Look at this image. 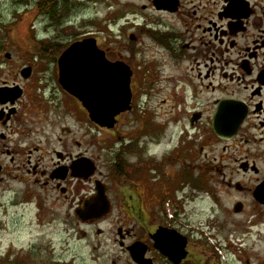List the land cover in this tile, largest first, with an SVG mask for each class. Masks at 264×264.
I'll return each mask as SVG.
<instances>
[{
	"label": "flooded vegetation",
	"instance_id": "obj_1",
	"mask_svg": "<svg viewBox=\"0 0 264 264\" xmlns=\"http://www.w3.org/2000/svg\"><path fill=\"white\" fill-rule=\"evenodd\" d=\"M120 36L103 50L131 73L132 110L112 128L61 84L56 42L0 44V231L57 233L41 264H62L63 215L104 264H264V0H148ZM140 93L161 113L127 131Z\"/></svg>",
	"mask_w": 264,
	"mask_h": 264
},
{
	"label": "rangeland",
	"instance_id": "obj_2",
	"mask_svg": "<svg viewBox=\"0 0 264 264\" xmlns=\"http://www.w3.org/2000/svg\"><path fill=\"white\" fill-rule=\"evenodd\" d=\"M146 3L148 0H69V3L66 4L68 10L58 12L56 17L60 21L59 19L54 21L47 14L37 11L36 0H29L28 5L21 7L20 11H18L19 8L11 6V0H0V18L3 15L7 20L5 26L0 25V44L6 51L16 52L28 50L33 41H36L39 46L48 43V41H54L58 45L67 47L77 39L93 37L97 39L101 49L116 50L121 40V18L127 11H130L131 7L140 8L142 4ZM141 95L142 93L138 95L135 112L127 118L124 127L127 131L134 130L133 119L142 115L141 113H148V115L156 112L161 113L158 109L159 106L151 105V103L146 104L142 101L144 98L140 101ZM154 134L157 138H149L151 148L156 147L158 150L164 151L167 146V137H165L163 129L156 127ZM146 140L147 138L143 139V141ZM156 141L161 143H156ZM65 220L63 215L60 234L62 264H104L106 257L103 255L109 252V249L101 250L100 259H98V254L96 253L95 257L93 244L90 241L83 240L82 235H76L74 232L67 233ZM49 240L58 250L57 233L52 231L43 233L34 227L15 228L13 231L2 230L0 231V261L4 256L8 257L12 254V260H7L6 263L17 261L19 264H41L40 255H37V252L35 256L33 254L35 252L33 247L38 248L42 243L44 248L48 249ZM44 262L48 263L49 261L45 258Z\"/></svg>",
	"mask_w": 264,
	"mask_h": 264
},
{
	"label": "water",
	"instance_id": "obj_3",
	"mask_svg": "<svg viewBox=\"0 0 264 264\" xmlns=\"http://www.w3.org/2000/svg\"><path fill=\"white\" fill-rule=\"evenodd\" d=\"M170 0H155L157 5ZM60 82L88 109L92 120L112 128L117 116L132 110L131 73L118 62H110L97 42L88 37L72 43L59 60ZM141 261L143 264L147 260Z\"/></svg>",
	"mask_w": 264,
	"mask_h": 264
},
{
	"label": "trees",
	"instance_id": "obj_4",
	"mask_svg": "<svg viewBox=\"0 0 264 264\" xmlns=\"http://www.w3.org/2000/svg\"><path fill=\"white\" fill-rule=\"evenodd\" d=\"M36 1H37V4H36L37 11L50 15L54 21H57L59 19L56 17V14L58 12L61 13L63 11L68 10V7L66 6V4L69 3V0H36ZM34 42L36 41H33L30 43V48L31 49L39 48V44H37V42L36 44H34ZM60 48L63 50L65 49V46L60 45Z\"/></svg>",
	"mask_w": 264,
	"mask_h": 264
}]
</instances>
